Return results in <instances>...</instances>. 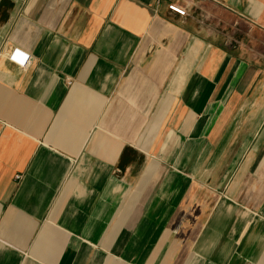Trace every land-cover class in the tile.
Here are the masks:
<instances>
[{
    "label": "crops",
    "instance_id": "obj_1",
    "mask_svg": "<svg viewBox=\"0 0 264 264\" xmlns=\"http://www.w3.org/2000/svg\"><path fill=\"white\" fill-rule=\"evenodd\" d=\"M0 264H264V0H0Z\"/></svg>",
    "mask_w": 264,
    "mask_h": 264
},
{
    "label": "built area",
    "instance_id": "obj_2",
    "mask_svg": "<svg viewBox=\"0 0 264 264\" xmlns=\"http://www.w3.org/2000/svg\"><path fill=\"white\" fill-rule=\"evenodd\" d=\"M169 8L172 11H174L180 15H186L187 14V10L185 8L181 7L180 5H178L177 3L170 4Z\"/></svg>",
    "mask_w": 264,
    "mask_h": 264
}]
</instances>
